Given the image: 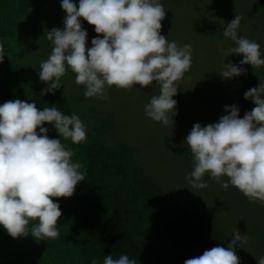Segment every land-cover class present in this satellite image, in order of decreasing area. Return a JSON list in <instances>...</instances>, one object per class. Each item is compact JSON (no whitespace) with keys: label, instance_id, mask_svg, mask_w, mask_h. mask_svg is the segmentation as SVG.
I'll return each instance as SVG.
<instances>
[{"label":"clouds","instance_id":"1","mask_svg":"<svg viewBox=\"0 0 264 264\" xmlns=\"http://www.w3.org/2000/svg\"><path fill=\"white\" fill-rule=\"evenodd\" d=\"M61 7L63 28L46 33L52 51L38 71L40 81L47 85L41 95L60 90L69 69L75 74V84L84 87L85 98L106 100L112 86L130 90L156 82L160 92L145 105V115L165 127L173 124L177 115L173 97L178 93L177 82L191 68L192 46L169 42L161 34L167 14L161 0H79L78 5L61 0ZM81 18L95 26L98 34L90 47ZM241 19L237 15L223 30L224 38L236 45L229 49L230 55L243 57L239 66L222 64L218 73L223 80L244 75L243 65H251L255 73L264 67L261 45L239 35ZM4 57L0 55V63ZM244 99L255 107L243 118L239 108L231 105L225 106L227 114L218 122L194 124L185 139L194 161L186 180L191 188L203 189L207 187L203 177L208 174L223 189L231 184L250 201L264 205V80L247 90ZM45 123L64 141L80 144L86 140V126L75 112L64 114L56 106L38 110L36 103L20 99L0 104V226L13 238L29 234L37 241L59 238L62 211L53 198L71 197L86 179L87 170L73 162L72 149L65 148L61 139L49 138ZM30 221L38 223L29 229ZM247 239L248 234L242 236L237 230L227 248L213 247L184 264H240L236 248ZM91 264L97 260L93 258ZM103 264L136 261L110 254ZM257 264H264V256L257 258Z\"/></svg>","mask_w":264,"mask_h":264},{"label":"rangeland","instance_id":"2","mask_svg":"<svg viewBox=\"0 0 264 264\" xmlns=\"http://www.w3.org/2000/svg\"><path fill=\"white\" fill-rule=\"evenodd\" d=\"M243 1L234 0L232 6L229 0H161L167 12L161 22V34L167 36L169 42L192 46L191 68L177 82L178 93L173 97L177 101V115L170 126L152 121L144 112L151 97L159 95L160 86L156 82L147 88L137 85L130 90L112 86L108 89L106 100L85 98L84 87L75 84V74L69 69L62 77V90L71 100L84 98L83 103L75 101L74 110L80 113L78 116L85 124L86 131L109 117L114 123L112 142L120 141L137 147L140 165L162 187L168 201L210 217L228 236L227 247L235 231L239 230L242 236L248 234L247 242L237 246L236 254L240 264H257V258L264 256V205L250 201L231 184L226 190L223 189L208 174L203 177L207 184L203 189L191 188L186 180L193 170L194 161L185 139L194 124L207 126L218 122L222 115L227 114L225 106L231 105L239 108L240 117L243 118L246 112L255 107L251 100L244 99V93L258 87L260 79L264 80V67L255 73L251 65H243L246 73L230 80H223L218 73L224 62L239 66L243 57L230 55L229 49L235 47V43L222 40L218 32L210 31L212 23L227 26L223 21L231 22L239 15L242 17L239 35L259 43L261 51L264 48V28L262 30L255 18L254 5L244 6ZM74 2L78 5L79 0ZM29 3L38 4L39 7L18 22L19 62L25 76L39 77L40 64L52 51L46 33L52 28H63L65 13L61 0H30ZM211 14L221 18L213 17L212 21L205 23L201 21L202 17ZM81 21L88 32L90 47L91 40L98 34L94 31L95 26L83 18ZM244 25L247 32L242 33ZM220 30V34L223 33V29ZM222 179L227 180V177Z\"/></svg>","mask_w":264,"mask_h":264},{"label":"trees","instance_id":"3","mask_svg":"<svg viewBox=\"0 0 264 264\" xmlns=\"http://www.w3.org/2000/svg\"><path fill=\"white\" fill-rule=\"evenodd\" d=\"M29 2L0 0V55L5 56L0 63V104L20 99L36 103L38 110L56 106L64 114L80 116L74 104L83 103L84 98L71 100L63 95L62 87L54 94L41 95L47 85L22 72L18 22L39 7ZM234 3L229 0V5ZM243 3L254 5L255 18L263 30L264 0ZM213 17L221 18L205 16L201 21L209 22ZM211 26L210 31L226 40L220 34V28L226 26ZM243 28L242 33L247 32L246 25ZM261 52L264 54V48ZM44 127L49 129V138L62 140L52 125L45 123ZM113 128L108 117L86 131L85 142L62 140L65 148L72 149L73 162H79L87 174L71 197L53 198L62 211L57 225L59 238L37 241L31 234L13 238L0 226V264H91L93 258L103 264L110 254L113 258L127 255L136 264H184L213 247L227 248L228 236L210 217L168 201L162 187L140 165L138 148L112 142ZM37 223L30 221L29 229Z\"/></svg>","mask_w":264,"mask_h":264}]
</instances>
